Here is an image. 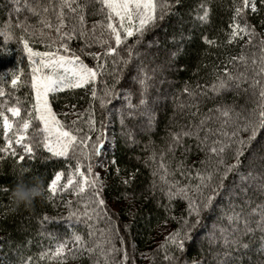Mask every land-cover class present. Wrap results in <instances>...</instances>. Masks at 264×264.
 <instances>
[{"label": "snow or ice", "instance_id": "obj_1", "mask_svg": "<svg viewBox=\"0 0 264 264\" xmlns=\"http://www.w3.org/2000/svg\"><path fill=\"white\" fill-rule=\"evenodd\" d=\"M12 2L15 5L12 11L19 13L20 0ZM91 3L100 5L92 14L102 15L103 20L94 22L89 30L85 27V20L86 9ZM180 3L181 0H85L84 3L79 0H25L23 8L37 17L41 38L46 35L50 37L51 31L54 30L57 39L45 43L46 50L36 51L29 46L26 37H20V43L23 44L31 67L33 102L27 116L16 122L15 127L6 113L19 117L20 107L9 106L7 100L0 103V122L4 138L0 153L9 152L16 157L18 154L13 147L15 144L20 145L23 153L31 157L35 155V147L42 146L51 157L64 158L70 162L66 174L55 172L54 178L47 185L46 199L54 202L57 194L64 192L76 196L75 208L72 207V201L65 202V206L69 208L68 220L83 223L88 229L89 238L86 240L83 235L73 230L67 239L59 240L54 248L41 252L40 260H56L57 264H63L69 255L75 258L77 253L87 252L90 256L95 254L102 257L103 264H128L127 251L118 248L114 243V239L118 238L117 230L111 226V218L102 193L103 180L94 170L95 166L102 165L94 166L93 163L94 158L99 157L104 150L105 137L103 132L97 131L95 127L92 102L99 100L100 107L104 108L112 100L118 99L120 93L116 90L115 83L119 82V77L115 78L112 87L105 85L100 96L95 85L98 76L103 74L108 57H112L113 66L118 62L128 66L134 58L139 60L141 53L136 46L142 42L147 32L157 27L173 7ZM259 3L264 4V0H259ZM200 8L196 19L206 24L209 22L210 8L206 3H202ZM249 10L251 13L258 11L257 0H239V3L234 0L232 21L223 43L233 45L243 41L240 53L228 56L223 66L213 65L214 79L211 84L192 85L187 81L184 83L180 89L183 99L176 107L191 119L176 131L169 127L166 146L159 151L153 148L145 161L152 166L153 181L150 191L153 194L159 191L167 200L163 205L165 216L162 223L167 225L169 221H175L179 225L169 231L158 246L157 252H163L162 260L165 264H180L177 253H183L185 242L193 239L192 233L199 225L202 213L214 209L218 210L220 221L209 236L210 244L219 245V250L213 253L215 264H243L244 256L250 250L257 233L260 235L256 250L264 254V171L254 175L252 170L257 154L264 153V38H260L258 44L253 43L254 38L260 34L247 22ZM66 19L75 23L67 28ZM98 25L101 28L99 43L104 51L90 53L97 63L89 66L70 48L68 41L73 38L87 41L89 31L95 37ZM16 26L25 33L33 29V25L27 23V18L18 20ZM44 29L49 32L45 33ZM0 34L4 35L5 41L9 39L7 33ZM35 34L33 31L34 36ZM202 40L209 47L221 46L215 38L210 39L207 35H203ZM153 44V41H149L148 47ZM90 46L85 43V47ZM249 47L254 49L250 55L245 52ZM176 54L171 53L173 57ZM241 65L243 70H240ZM133 68L136 75L132 79L139 86L138 102L133 104L132 93L126 92L123 94V100L129 111L126 114L122 109L117 111L121 113L123 126L125 116L133 117L138 109H143L139 114L147 117V129L151 130L156 120L154 109L149 105L148 93L152 87L150 81L155 79L157 68L152 69L151 75L142 61L133 65ZM3 79L6 77L0 74V80ZM18 79L19 77L13 74L11 84L16 86ZM244 83H248L254 90L259 89L257 108L249 110L247 114L226 104L214 105L206 111L201 110L204 100L213 99L231 88L239 89ZM85 86H90L92 101L89 109L73 113L77 118L70 122L60 119L61 115L68 114L53 110L52 101L58 98L57 94ZM209 92L212 93L211 96ZM5 96L4 89L0 88V97ZM81 124L87 125V132ZM94 132L95 138L91 135ZM128 138L132 140L131 133ZM186 140L194 141L196 151L204 154L202 159L193 164L187 163L193 148ZM177 151L181 154L179 158L176 157ZM246 152L249 153L248 170L243 172L241 157ZM24 159V154L18 156L19 161ZM259 159L264 160V155H260ZM72 161L74 164H71ZM112 163L115 164V160ZM177 175L184 179H177ZM62 176H66V182L59 183ZM229 176L238 177V180L234 179L231 184H227ZM123 183L130 186L131 181L124 180ZM0 191L7 192L8 189L0 188ZM128 195L127 192L123 193L125 199ZM175 201L186 202L180 217L172 214ZM101 216L108 219L109 226L99 230V238L92 239L95 236L92 221L99 220ZM48 219L50 218L44 216L41 223ZM118 239L121 245L125 243L122 238ZM116 254H119V259H116ZM152 256L154 260L155 253ZM20 264H33V258L22 257ZM95 264H100V260L97 259Z\"/></svg>", "mask_w": 264, "mask_h": 264}, {"label": "trees", "instance_id": "obj_2", "mask_svg": "<svg viewBox=\"0 0 264 264\" xmlns=\"http://www.w3.org/2000/svg\"><path fill=\"white\" fill-rule=\"evenodd\" d=\"M24 2L25 0H20L21 11L16 13L12 11L15 6L12 0H0V33L9 35V39L5 41L4 35L0 34V74L6 77L0 80V88H3L6 93L5 97H0V103L7 100L9 106L20 107L21 113L19 119L14 120V125L27 116L30 104L33 102L30 83L31 67L27 54L23 50V44L20 43V37H26L29 40V46L36 51L46 50L45 43L57 39L54 30L51 31L50 37L46 35L41 38L37 17L23 8ZM79 2L84 3L85 0H79ZM202 3H206L210 8L209 22L206 24L196 19L197 13L201 11ZM235 3H239V0H235ZM257 6L256 13H251L249 10L246 16L248 24L260 34L259 37L254 38V44H258V40L264 38V4H260L257 0ZM99 7L100 5L91 3L86 9L85 27L89 30L92 29L94 22L103 20L102 15L92 14ZM233 12L234 0H181V3L175 5L159 25L147 32L142 42L136 46L141 53L139 60L134 58L132 64L128 66L121 65L119 62L113 66L112 57H108L103 74L97 78L95 86L100 96L103 94L105 85L112 87L115 78L119 77V82L115 83V88L120 93L118 99L112 100L104 108L100 107L99 100L92 102L95 127L97 131L103 132L104 140L109 142V146L104 147L101 155L94 158L93 163L94 166L99 161H105L108 164L102 179V193L111 218V226L117 230V237L125 241L121 245L119 239L116 238L114 243L118 248H124L127 251L128 264H133V261L134 264H165L162 260L163 252H157V249L165 236L160 228L164 225L162 223L165 216L163 205L167 203V200L159 191L155 194L150 191L153 181L152 166L145 161L153 148L159 151L166 146L169 127L176 131L191 119L176 107L183 99L180 89L184 83L187 81L192 85L211 84L214 79L213 65L223 66L228 56L240 53L243 41L233 45L223 43L229 31L228 26L232 21ZM25 18L28 24L33 25V29L27 33L16 26L18 20L23 21ZM53 23H55L54 17ZM72 23L75 21L66 19L67 28H70ZM33 31L36 33L35 36ZM44 32L48 33L49 30L44 29ZM100 33L101 28L98 25L95 37L89 31L87 41L77 38L68 41L70 48L89 66L97 63L90 53L104 51L99 43ZM181 34L183 39H181ZM203 35H207L210 39L215 38L221 46L209 47L203 42ZM149 41L154 42L152 47H148ZM86 42L91 46L85 47ZM253 50L249 47L245 49V52L250 55ZM173 52L177 53L175 57L171 55ZM141 61L147 66L150 75L152 69L157 68L155 79L150 81L152 87L148 93L149 105L154 109L156 120L151 130L147 129V117L139 114L143 109H138L133 117L125 116L123 126L120 119L121 113L117 111L122 109L125 114L129 111L123 108L126 103L123 100V94L126 92L132 93L133 104L138 102L139 86L132 77L136 75L133 65ZM240 70H243L242 65ZM13 74L19 77L16 86L11 84ZM258 91V88L254 90L249 87L248 83H244L239 89L231 88L213 99L204 100L201 110L206 111L214 105L226 104L233 106L236 111L247 114L249 110L257 108ZM211 95L212 93L209 92V96ZM57 96L58 98L52 101L53 110L57 113H63L67 107H72V105L76 106L72 107L75 112H84L85 109H89L92 101L90 86L66 90L58 93ZM17 101H19L18 104ZM6 114L11 119L9 113ZM59 118L70 122L77 117L76 115L71 117L61 115ZM84 119H87V113ZM80 126L87 132L86 124ZM31 133L32 128L30 127L29 135ZM129 133L132 135V140L128 138ZM9 135L11 136L12 133L10 132ZM91 135L95 138L96 133H91ZM186 143L191 144L193 148L187 158L188 164H193L203 158L204 154L196 151L194 141L186 140ZM3 144V129L2 122H0V146ZM13 147L18 154L16 157L9 152L0 153V188L8 189L7 192L0 191V264H20L21 258L28 256L33 258V264H57L56 260H40L39 254L49 248H54L59 240L67 239L73 230L83 235L86 240L89 239L88 229L83 223L68 220L69 208L65 206V202L72 201V207L75 208L77 197L70 192L58 193L54 202L38 199L29 208L16 206L10 197L21 172L26 182L39 177L43 179L45 188H47L55 172L67 173L70 162L65 161L64 158L51 157L42 146L35 147V155L31 157L23 153L20 145L13 144ZM20 154L25 156L23 161L18 160ZM180 155L177 151L176 157L179 158ZM260 155L264 153L257 154L256 163L252 167L254 175L264 171V160L259 159ZM248 156L249 153L246 152L241 157L244 165L241 169L243 172L248 170ZM113 160L115 164L112 163ZM71 164H74V161ZM117 169H119L118 172ZM133 173L135 175H132ZM177 179L183 180L184 178L177 175ZM234 179L238 180V177L229 176L226 183L231 184ZM124 180H130V186L125 185ZM125 192L129 194L127 199L123 196ZM219 203L220 198L217 200V205ZM185 205L184 201H175L172 214L180 217ZM80 207L82 208L83 205L81 204ZM44 216L50 219L43 221L42 224ZM218 216L219 212L216 209L202 213L200 223L192 233L193 239L185 242L183 253H177L180 264H193L194 261L196 264H215L213 253L219 250V245L210 244L209 236L214 226L220 223ZM92 223L95 226V236L92 239L99 238V230L109 226L108 219L104 216ZM166 226L171 231L179 225L175 221H169ZM259 235L257 233L253 238L251 248L244 256L243 264H264V254L256 250L259 246ZM28 241L31 243L29 244ZM142 253L146 255H141ZM154 253L153 260L152 254ZM97 259L100 260V264H103V258L95 254L90 256L87 252L77 253L75 258L69 255L63 264H95ZM116 259H119V254H116Z\"/></svg>", "mask_w": 264, "mask_h": 264}, {"label": "clouds", "instance_id": "obj_3", "mask_svg": "<svg viewBox=\"0 0 264 264\" xmlns=\"http://www.w3.org/2000/svg\"><path fill=\"white\" fill-rule=\"evenodd\" d=\"M11 196L16 206L29 208L34 201L46 199L47 192L44 181L39 177H34L31 182H26L23 178V172H21L12 189Z\"/></svg>", "mask_w": 264, "mask_h": 264}, {"label": "rangeland", "instance_id": "obj_4", "mask_svg": "<svg viewBox=\"0 0 264 264\" xmlns=\"http://www.w3.org/2000/svg\"><path fill=\"white\" fill-rule=\"evenodd\" d=\"M123 108H126V106L123 107ZM63 113H67L68 114L67 116L71 117L72 115H74L73 113H75V111H74V109L72 107H67L64 110ZM9 115L11 116V119L10 120L13 121V127H15L14 120L17 121L19 119V117H13L11 115V113H9ZM108 146H109V142L107 140H104V147H108ZM97 165H102V166H100L99 169H98L99 166H95V169L94 170L96 172H98L99 175H100V177L103 179V175H104V173L106 172V170L108 168V164L105 161H99V163L97 162ZM64 182H66V176H62L61 177V181L59 183H64ZM160 231L163 232L165 235H167V233L170 231V229H169L168 226L163 225V226H161Z\"/></svg>", "mask_w": 264, "mask_h": 264}]
</instances>
